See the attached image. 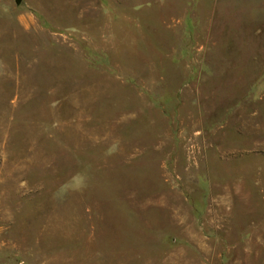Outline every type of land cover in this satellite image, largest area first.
<instances>
[{"label": "rangeland", "instance_id": "374dc122", "mask_svg": "<svg viewBox=\"0 0 264 264\" xmlns=\"http://www.w3.org/2000/svg\"><path fill=\"white\" fill-rule=\"evenodd\" d=\"M0 264H264V0H2Z\"/></svg>", "mask_w": 264, "mask_h": 264}, {"label": "crops", "instance_id": "0c3cea01", "mask_svg": "<svg viewBox=\"0 0 264 264\" xmlns=\"http://www.w3.org/2000/svg\"><path fill=\"white\" fill-rule=\"evenodd\" d=\"M1 3H2V0H0V5H1Z\"/></svg>", "mask_w": 264, "mask_h": 264}, {"label": "trees", "instance_id": "16d2710c", "mask_svg": "<svg viewBox=\"0 0 264 264\" xmlns=\"http://www.w3.org/2000/svg\"><path fill=\"white\" fill-rule=\"evenodd\" d=\"M16 2H19V0H16Z\"/></svg>", "mask_w": 264, "mask_h": 264}]
</instances>
